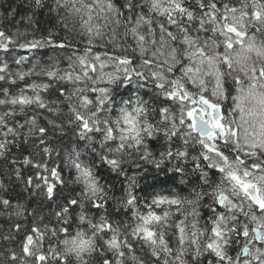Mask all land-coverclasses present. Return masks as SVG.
<instances>
[{
  "label": "snow or ice",
  "instance_id": "obj_1",
  "mask_svg": "<svg viewBox=\"0 0 264 264\" xmlns=\"http://www.w3.org/2000/svg\"><path fill=\"white\" fill-rule=\"evenodd\" d=\"M0 264H264V0H2Z\"/></svg>",
  "mask_w": 264,
  "mask_h": 264
},
{
  "label": "trees",
  "instance_id": "obj_2",
  "mask_svg": "<svg viewBox=\"0 0 264 264\" xmlns=\"http://www.w3.org/2000/svg\"><path fill=\"white\" fill-rule=\"evenodd\" d=\"M0 2H2V0H0ZM23 54V53H21ZM35 55H40V52L35 53ZM145 168H148L149 170V175L144 177L143 179L140 180L141 186L144 189L143 191L140 192L141 195H146L148 192L151 191V189H147L145 188L146 184H152L153 180H152V175L154 174V168L152 166L149 165H144ZM136 169H129L128 174L129 175H134L136 173ZM161 179H163V175L160 176Z\"/></svg>",
  "mask_w": 264,
  "mask_h": 264
}]
</instances>
